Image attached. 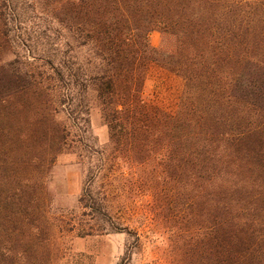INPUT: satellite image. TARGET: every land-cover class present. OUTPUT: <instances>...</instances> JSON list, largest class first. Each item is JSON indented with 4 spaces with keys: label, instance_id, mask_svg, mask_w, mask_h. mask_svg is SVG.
Masks as SVG:
<instances>
[{
    "label": "trees",
    "instance_id": "1",
    "mask_svg": "<svg viewBox=\"0 0 264 264\" xmlns=\"http://www.w3.org/2000/svg\"><path fill=\"white\" fill-rule=\"evenodd\" d=\"M154 65L180 80L170 106L144 94ZM19 93L45 107L54 154L67 150L63 104L97 108L109 140L96 159L111 161V193L139 188L158 160L179 199L206 213L208 264H264V0H0V143ZM104 164L91 181L106 177ZM106 185L82 186L89 224L109 216ZM120 225L111 230L129 229ZM11 233L0 264L26 254Z\"/></svg>",
    "mask_w": 264,
    "mask_h": 264
},
{
    "label": "rangeland",
    "instance_id": "2",
    "mask_svg": "<svg viewBox=\"0 0 264 264\" xmlns=\"http://www.w3.org/2000/svg\"><path fill=\"white\" fill-rule=\"evenodd\" d=\"M149 42L158 48L161 33L151 31ZM180 87L176 76L154 65L144 94L170 106ZM32 99L31 94L19 93L12 101L14 126L0 143V244L7 243L11 231L15 247L27 248L19 255L22 264H208L206 213L179 199L172 173L164 179L158 160H153L143 170L139 188L121 183L116 185L122 189L111 193V161L96 159L109 140L98 109L86 113L75 100L63 104L70 119L59 112L56 120L68 127L67 150L54 154L45 107L38 104L32 110ZM82 118L88 119L86 125ZM97 163H105L106 177L101 174L91 181ZM140 174L133 175V181L138 182ZM89 182L96 189L107 184L109 216L100 223L89 224L79 203L82 186ZM10 192L21 195L16 194L12 205L4 201ZM111 221L129 229L111 230ZM98 226L101 232L80 235Z\"/></svg>",
    "mask_w": 264,
    "mask_h": 264
}]
</instances>
